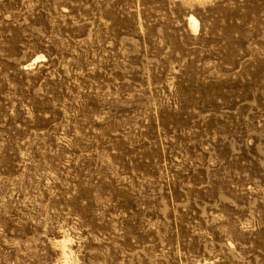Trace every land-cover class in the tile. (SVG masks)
<instances>
[{"label":"rangeland","instance_id":"rangeland-1","mask_svg":"<svg viewBox=\"0 0 264 264\" xmlns=\"http://www.w3.org/2000/svg\"><path fill=\"white\" fill-rule=\"evenodd\" d=\"M184 5L0 0V264H264V0Z\"/></svg>","mask_w":264,"mask_h":264},{"label":"bare ground","instance_id":"bare-ground-1","mask_svg":"<svg viewBox=\"0 0 264 264\" xmlns=\"http://www.w3.org/2000/svg\"><path fill=\"white\" fill-rule=\"evenodd\" d=\"M183 1V4H187V5H193L194 3H199V4H204L206 3L208 0H182ZM106 4V3H105ZM184 5V6H185ZM188 7V6H187ZM190 7V6H189ZM101 11V10H100ZM190 16V15H189ZM189 24H190V27L193 31L197 30L199 25H200V22L199 20L194 16V15H191L189 17ZM137 29V28H136ZM39 58V57H38ZM38 58H36L35 60H37ZM34 60V61H35ZM33 61V60H32ZM36 62V61H35ZM34 63V62H33ZM28 66V64H27ZM5 76V75H4ZM107 158V157H106ZM208 220V219H207ZM63 235V234H62ZM70 238V237H69ZM72 238V236H71ZM71 240V239H69ZM55 241V240H54ZM71 242V241H69ZM229 243V242H228ZM55 244L57 246H60L61 249H62V252H63V259H64V262L66 263H73L74 259H76V257H74V251L71 247V245L68 243V241L63 238L62 240L60 239V241H57L55 242ZM230 245V244H229ZM56 246V248H57ZM55 247V246H54ZM231 247V246H230ZM263 254V253H262ZM236 256V255H235ZM204 260V259H203ZM76 261V260H75ZM201 264V263H200ZM204 264V263H203Z\"/></svg>","mask_w":264,"mask_h":264}]
</instances>
